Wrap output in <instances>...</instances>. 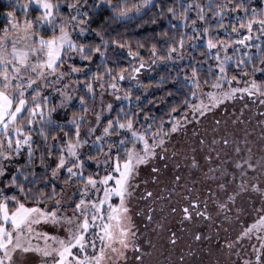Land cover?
I'll return each instance as SVG.
<instances>
[{
    "label": "snow or ice",
    "instance_id": "1",
    "mask_svg": "<svg viewBox=\"0 0 264 264\" xmlns=\"http://www.w3.org/2000/svg\"><path fill=\"white\" fill-rule=\"evenodd\" d=\"M107 4L111 9V16L105 21L118 20L132 17L142 9L153 4V0H137L136 3H129L128 0H15L10 4L3 15L8 23L0 30V177L5 176L7 168L4 161H11L13 157L20 156L22 150L27 151V166L17 165L16 171L12 172L7 179L0 181V264H29L28 257L38 254L40 264H119L121 259H126V250L134 248L142 251L139 243L135 241V233L132 231L134 225L131 222L130 209L127 203L128 197L132 194V181L138 174L137 169L141 164H147L154 159L157 147L163 148L166 136L162 130L152 132L151 125H148L144 132L136 128V113L119 110L117 116L108 119L103 123L102 112L111 111L112 104L109 102L105 108L103 95L104 90L111 89L120 99L118 80H124L126 72L129 79H135L136 74L144 66L143 57L138 51H133L128 43L121 42L115 38H109L103 24L92 31L95 32L97 40L94 43H80L74 39V35L83 34L89 31L91 12L97 6ZM35 8L36 15L30 17V11ZM23 13L18 17L17 12ZM195 11V17L190 18V13ZM170 15L178 21L172 24V29L181 28L178 33L173 31L171 42L167 44L166 55L160 56L163 59L181 58L185 46L195 49L201 34L207 39L204 41L207 53L213 54L215 60L219 61L215 67L218 68L216 81L211 85L212 89L204 92L200 85L198 65L191 68V75L186 77V82L192 86L190 96L197 103L191 104L188 98L184 102L191 109L194 118L197 113L202 117L211 110V107L219 105L222 100L234 98V94L247 93L252 96L256 93L264 95V82H258L250 75L247 65L251 64V73H264V67H257L252 61L256 58L248 53L237 60L236 67L245 68L242 76H249L243 81L245 87H231L235 81L240 82L236 75H227L226 65L233 59L227 52L229 46L236 48L243 44L252 48V32L256 29V39L264 36V8H257L250 0H206L200 3L199 0H179L166 9L161 8L160 16ZM228 13H235V22L230 25L225 21ZM215 23H212V20ZM198 22L202 27H198ZM191 26V32L187 29ZM229 27L231 32H228ZM216 29L223 30L231 37L233 34L244 32L239 40L231 38L225 40L219 36ZM42 31H49L50 36H44ZM195 33V34H192ZM168 36V32L162 33ZM112 45L128 49V55L133 60L139 59L140 65H133L127 68L117 69L107 63L108 50ZM143 47V44L137 45ZM257 54L261 64H264V45L257 44ZM224 50L223 57L220 50ZM213 50H216L213 53ZM150 51L153 56L158 54L155 44H152ZM78 55L81 60L93 61L94 56H99L103 64V72L97 71L89 76L85 69L88 67L77 66L69 63L74 56ZM68 68V72L64 68ZM79 73L84 76L83 86L86 88L87 97L79 96V112H73L71 117L61 122L53 118V113L59 107H69L73 101V93L67 91L69 85H64V90L56 88L62 79L70 74ZM105 77L113 81L106 82ZM72 83V82H70ZM80 80L73 83V87L79 85ZM208 83L207 80L204 81ZM227 83L228 90L221 91L222 85ZM94 84L101 89V101L99 110L89 106V99L95 100L96 92ZM51 89L59 95L60 99L56 105L49 106L51 95H45V90ZM131 90L124 92V97L131 96ZM199 97V99H198ZM204 97L207 98L205 101ZM139 100V97H136ZM264 103V100L261 101ZM175 111V109H173ZM123 117V118H122ZM186 120V117L184 118ZM94 121V123H93ZM216 123H219L217 121ZM82 126H86L84 136L81 135ZM65 127L73 128L71 133L63 131ZM179 125L173 123L171 131L175 132ZM56 129L60 135L51 133L52 144L46 149L47 155L52 156V148H56L57 159L54 167H51L52 178H57L60 171L64 170L66 179L64 184H76L79 188L80 198L70 201L73 204L72 211L63 207V186L57 193L55 184L51 185L49 191L43 188L33 190L32 181L29 175L35 179V172L29 173L27 167H31V161L36 143L33 132L43 137L47 143L49 130ZM97 131L100 132L97 135ZM88 137H93L89 141ZM157 137H161L157 139ZM64 139V143H57ZM216 141L213 140V143ZM227 145L229 141L223 139ZM204 141L201 139V144ZM85 145L95 147V156H86L83 149ZM39 145L36 144V148ZM236 152L241 149L237 146ZM123 152V159L121 158ZM163 158L164 152L159 153ZM219 155V153H217ZM83 157V158H82ZM100 157V159H97ZM95 160L97 164L103 163L105 174L98 172L84 175L86 160ZM206 159L211 160L209 155ZM40 163L45 164L44 153L40 155ZM193 165L196 160L193 158ZM264 167V160L256 161L251 158L240 160L236 167L246 166L247 169L255 170L257 166ZM153 172L159 169L153 168ZM209 171H212L211 169ZM243 175V173H242ZM156 180V176H152ZM177 181L180 177L175 178ZM38 183V182H37ZM244 181H241L243 186ZM28 185L27 187L25 185ZM100 185V187H97ZM251 187L258 189L257 185ZM103 195H99L100 191ZM96 196L87 199L92 192ZM151 192L145 196L150 197ZM171 195V193H169ZM234 195L227 199L234 201ZM119 199L118 204L112 203V198ZM193 206H199V202L192 201ZM220 208H226L225 203H220ZM107 208V211L104 209ZM175 211V209H172ZM184 215L190 218L187 207L183 209ZM261 211H264L262 209ZM152 209H148V219H151ZM196 215L207 217L206 210L197 212ZM41 223L51 224L56 231H40L38 226ZM259 227H264V215L249 225L236 237L240 240ZM64 235H59V231ZM91 234V238L86 236ZM171 235L172 243H175L176 236ZM200 239V234H196ZM261 248L264 249V237L260 238ZM230 248L232 244L228 245ZM255 250V246H254ZM91 252V254H89ZM256 264H264L261 254L255 255ZM140 264H144V255L137 256ZM244 264H250L248 260Z\"/></svg>",
    "mask_w": 264,
    "mask_h": 264
},
{
    "label": "rangeland",
    "instance_id": "2",
    "mask_svg": "<svg viewBox=\"0 0 264 264\" xmlns=\"http://www.w3.org/2000/svg\"><path fill=\"white\" fill-rule=\"evenodd\" d=\"M228 32L230 33L231 30H228ZM253 32L255 37L257 32L255 30ZM243 34V31L239 34H233L231 39L239 40ZM260 38L264 45V36ZM206 39L207 37L198 41H205ZM231 47L229 46L227 52L233 57L235 48ZM215 51L213 50V52ZM220 54L223 57L224 50L221 49ZM75 57L80 62L83 61L78 55L73 58ZM73 58L69 63L73 64ZM144 65L148 64L144 63ZM87 66L89 69V64ZM64 71L68 72L67 67L64 68ZM153 73L154 69L150 66L141 67L135 79H129V74L126 73L124 80H116L120 99H117L116 94H113L111 89L104 90L105 108L109 102L112 105L116 101L129 102L131 96L125 98L124 92L129 89L133 90V88H141L143 78L149 77ZM79 75V73L70 74L66 79H62L55 85L56 88L61 90H64V85H69L67 91L73 93V101L70 102V106L79 102L78 93L83 84L80 83L73 87V83L80 80ZM111 82L113 81L110 80L108 83ZM231 87L243 88L245 84L241 85L240 82L234 81ZM228 88L229 85L224 83L221 91H226ZM147 89L144 88V92ZM211 90L216 91L215 89ZM44 94L51 95L52 98L49 103L52 105H56L60 99L59 95L52 92L51 89L45 90ZM204 99L207 100L206 97ZM95 100L94 108L99 110L101 89L98 86ZM262 100H264V95L259 93L249 96L247 93L237 92L234 94V98L222 100L219 105L211 107V110L202 117L197 113L198 118H194L191 109H189L179 121L175 122L179 125L177 130L175 132L170 130L165 133L163 148L157 147L158 155L147 164L139 165L138 174L132 181V194L128 197L127 203L130 212L133 213V215L131 213L130 215L131 222L134 225L132 228L134 233L141 230L139 227L142 222H146L147 207L148 204H152L151 219L146 222L145 230L140 232V242L144 248L140 251V256L144 255V264H165L161 246L167 238L166 233L168 226H170V219L176 220L179 217V213H176V215L171 214L170 208L171 205L176 204V201H183L181 193H189L190 198L195 197L200 202H207V207L204 210L209 213L210 220L203 222V227L205 226L203 235H218L219 240L216 243L219 245V264H244L245 260L253 264L263 227L253 230L249 236L240 240H236V237L254 221L258 220L261 215H264V211H261L264 209V167L258 165L255 170L247 169L246 166L237 168L236 163L249 158L254 163L264 160V103H261ZM197 102L198 100L195 103ZM62 108L66 107H59L57 111ZM107 112V110L102 112L101 119ZM217 121L219 123H216ZM102 125H98V129L102 128ZM85 128L86 126H82V136L85 134ZM96 134L99 135L100 132L97 131ZM160 138L157 137V139ZM88 139L91 141L93 137H88ZM201 139L204 141L203 144H201ZM223 139H227L229 143L225 145L222 142ZM213 140L216 142L213 143ZM237 146L241 149L239 153L235 150ZM161 151L164 152L163 158L159 155ZM209 155L212 157L211 160L206 159ZM193 158L196 160L195 165L192 163ZM97 159H100V157ZM93 163L105 172L103 163L97 164L95 160H93ZM153 168H157L159 171L153 172ZM210 169L212 171H209ZM62 172L65 171L61 170L59 175ZM152 176H156V180H153ZM177 176L180 177L179 181L175 179ZM242 180L244 181L243 186H241ZM253 184L257 185L260 190H254L251 187ZM97 187H100V185H97ZM171 187H176V189L171 190ZM63 189V199L65 201L63 207L71 212L73 204L70 201L80 198L79 188L66 185ZM146 192L152 193L150 198L145 196ZM167 192L171 193V197L167 198L168 204L166 199L162 198V196H166ZM233 194H235L234 201H229L227 197ZM96 195V192L93 191L86 198L92 199ZM99 195H103L102 189ZM112 203L118 204L119 199L113 197ZM220 203H225L226 208H220ZM105 211H107V208H105ZM136 211L140 212L137 217L134 216ZM38 230L56 231L51 224L45 223H41ZM59 235L63 236L64 232L59 231ZM86 236L91 238L90 233H86ZM230 243L232 244L231 248L228 246ZM205 256V260H210L208 253ZM134 259L133 248H129L126 250V259L122 258L121 261L122 264H126L133 260V264H140L138 260L135 263ZM28 261L29 264H40L38 254L30 255Z\"/></svg>",
    "mask_w": 264,
    "mask_h": 264
},
{
    "label": "trees",
    "instance_id": "3",
    "mask_svg": "<svg viewBox=\"0 0 264 264\" xmlns=\"http://www.w3.org/2000/svg\"><path fill=\"white\" fill-rule=\"evenodd\" d=\"M91 3L92 0H89ZM116 0H113L115 3ZM129 3H136L137 0H128ZM179 0H153L151 6H147L140 13L132 17H126L118 20H107L106 17L111 16V9L107 4L103 6H97L91 12L90 24L88 25L89 31L84 35H75L74 39L80 43H94L97 40L96 34L92 29L97 28L103 24L104 28L107 30L109 38H115L121 42L128 43L131 45L133 51H138L140 56L143 57V67H148L154 69V73L151 76L143 78L141 88L131 89V99L129 102L116 101L112 105L111 111H108L101 119L102 124L106 123L108 119H112L117 116L119 110L123 108L125 111H131L136 113V128L144 132L148 125H151L152 132L147 133L151 135L157 130H162V132L168 133L171 130L173 123L179 121L182 116L189 110L188 105L183 103L185 98H188L191 104H195L197 100H193L190 96L193 88L186 82V77L191 75V68L194 65H198V72L200 78V85L204 92L211 90V85L216 81V74L218 73V68L215 67L219 61L215 60L213 54L202 55L201 53H207L205 48L204 41H197V47L195 49L185 46L184 54L181 58H176V55L173 54L172 59H163L159 57L166 55L167 44L171 42L172 32H179L182 29L176 28L172 29L168 23L171 20L172 24H178V21L168 15L160 16L161 8L166 9L168 6H172L174 3H178ZM186 2V0H185ZM200 3H205L206 0H199ZM218 2V0H214ZM15 3V0H0V30L8 23V20L3 15L6 9H8L10 4ZM251 4H254L258 9L264 8V0H250ZM18 17H23V13L17 12ZM36 15V10L33 8L30 11V17ZM195 11L190 13V18L195 17ZM235 13H228L225 16V21L230 25L232 22H235ZM212 23H215V20H212ZM202 23L198 22V27H202ZM191 32V26L187 29ZM228 30H231L229 27ZM256 31L254 28L253 31ZM164 31L168 32V36L162 35ZM219 33V36L226 39L231 38L224 33L223 30L216 29ZM42 35L50 36L52 33L49 31H42ZM195 34V33H192ZM254 32H252L253 44L252 48L245 47L243 44L237 45L233 52V59L228 62L226 65L227 75L229 77L236 75L240 80V84L244 85L243 81L248 80L249 76H242L241 73L245 71V68H237V60L243 58L244 53H248L251 56L256 58L252 63L256 64L257 67H264V64L260 63L259 56L257 54V48L255 45H263L262 39H256L254 37ZM205 36L201 34V40H204ZM143 44V47H137V45ZM152 44H155L158 49V54L153 56L150 47ZM233 48V47H231ZM239 50V51H237ZM214 53V52H213ZM232 53V52H231ZM107 63L109 66L117 69V72L120 68H127L133 65L139 66L141 63L139 59L133 60L132 57L128 55L127 48H121L118 45H112L108 50ZM73 64L83 67L84 65L89 64V69L86 68L85 72L90 76L91 73L97 71V65H100L99 71L103 72V64L99 56H94L93 61L89 62L83 60L80 62L76 57L73 58ZM68 69V68H67ZM247 70L249 71L252 78L258 82H264V73L256 72L251 73V64L247 65ZM127 73V72H126ZM81 83L83 84L84 76L81 74L78 76ZM106 82L110 80L105 77ZM118 80V79H117ZM207 80L208 83L205 84L204 81ZM95 92L97 93V86L94 84ZM148 88L145 92L143 89ZM78 95H85L87 97L86 88L82 85L79 89ZM139 97V100L136 99ZM96 99V97H95ZM96 100L89 99L90 109L95 107ZM78 103V104H77ZM49 106L52 104L49 103ZM175 109V111H173ZM79 102L72 104L70 107L59 109L53 113V118L57 121H65L71 117L73 112H79ZM123 118V117H122ZM63 131L71 133L74 131L73 128L65 127ZM57 133L60 135V132L56 129L49 130V139L45 143L43 137L39 136L36 132H33L35 139V144L33 145L35 152L33 159L31 161V167H27L29 173L35 172V179L29 175V180L32 181L31 186L33 190L37 188H43L45 191H49L52 184L56 185L57 193L60 192L61 187L66 186L64 181L66 179V173L62 172L57 178H52L50 174L51 167H54L55 161L57 159L56 148H52L53 155L48 156L46 149L49 145L52 144L51 133ZM57 143H64V139H60ZM36 144L39 145L36 148ZM86 156H95L96 149L95 147L84 146L83 149ZM44 153L45 164L49 167H45L40 163V155ZM83 158V157H82ZM98 158V157H97ZM121 158L123 159V152H121ZM28 155L27 151L22 150L20 156L13 157L11 161H4L5 167L7 168V173L5 176L0 177V181L5 180L8 176L16 171V166L25 165L27 166ZM102 168L94 165L93 160L89 159L85 162L84 175L95 173L97 171L100 175L105 174ZM63 171V170H62ZM38 182V183H37ZM71 187H76V184H67ZM28 186L27 184L25 185ZM75 196V195H74ZM76 197V196H75ZM74 197V198H75ZM75 200V199H74Z\"/></svg>",
    "mask_w": 264,
    "mask_h": 264
},
{
    "label": "flooded vegetation",
    "instance_id": "4",
    "mask_svg": "<svg viewBox=\"0 0 264 264\" xmlns=\"http://www.w3.org/2000/svg\"><path fill=\"white\" fill-rule=\"evenodd\" d=\"M171 190H175L176 187H171ZM189 193H181L182 196V202L176 201V204L174 206L171 205L170 213L173 215H176V213H179V217L175 219H170L169 225L167 228V238L165 242L162 244V252L164 254V263L165 264H219L218 258H219V245L218 243V235H210L205 236L203 235L204 227L203 222H208L210 220V215L207 217L203 215H196L197 212L203 211L207 206V202H200L197 200V198L193 197L190 198ZM166 199L171 197L169 195V192L166 193V196H162V198ZM146 198V197H145ZM150 198V197H149ZM169 199V198H168ZM196 200L199 202V206H193L192 201ZM169 203V202H168ZM167 203V204H168ZM213 203V202H212ZM166 204V205H167ZM152 204H148L147 210L149 208L152 209ZM187 207L190 213V218L185 217L183 209ZM172 209H175V211H172ZM105 210V209H104ZM131 213V212H130ZM148 213V212H147ZM133 215V213H131ZM140 212L136 211L134 213V216H139ZM148 214H146L145 221L148 222ZM146 222H142L139 229H141L139 232L136 231L135 233V241L140 244L141 250L144 249L142 247V244L140 242L141 233L143 230H145ZM202 226V227H200ZM179 231V232H178ZM148 233V232H147ZM174 233L176 236L175 243L170 242L171 241V235ZM200 234V239H196V234ZM264 237V227L261 230L260 238ZM144 246L146 248L145 242ZM133 251L135 253V263L136 257L140 256V251H137L133 248ZM256 255L261 254L262 261H264V249L261 248V243L259 239V243L256 250ZM209 254L210 260H205L206 256L205 254ZM119 264H122V261L119 262ZM126 264H133V260ZM253 264H256V261L254 259Z\"/></svg>",
    "mask_w": 264,
    "mask_h": 264
}]
</instances>
